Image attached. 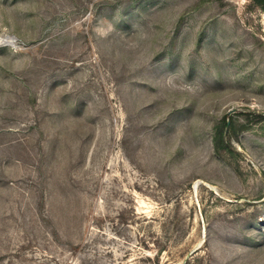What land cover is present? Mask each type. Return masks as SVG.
Here are the masks:
<instances>
[{
  "label": "rangeland",
  "instance_id": "374dc122",
  "mask_svg": "<svg viewBox=\"0 0 264 264\" xmlns=\"http://www.w3.org/2000/svg\"><path fill=\"white\" fill-rule=\"evenodd\" d=\"M250 2L0 0V264H264Z\"/></svg>",
  "mask_w": 264,
  "mask_h": 264
},
{
  "label": "trees",
  "instance_id": "16d2710c",
  "mask_svg": "<svg viewBox=\"0 0 264 264\" xmlns=\"http://www.w3.org/2000/svg\"><path fill=\"white\" fill-rule=\"evenodd\" d=\"M250 7L255 10H260L264 13V0H251ZM257 119L264 120V114L259 113V115H255ZM237 137L236 127L233 121L224 120L223 125L217 132L215 133L214 141L218 148H222L224 150H231L232 147V139Z\"/></svg>",
  "mask_w": 264,
  "mask_h": 264
}]
</instances>
